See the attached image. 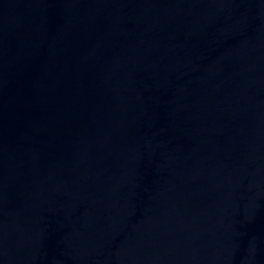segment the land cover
Returning <instances> with one entry per match:
<instances>
[{"label":"water","instance_id":"water-1","mask_svg":"<svg viewBox=\"0 0 264 264\" xmlns=\"http://www.w3.org/2000/svg\"><path fill=\"white\" fill-rule=\"evenodd\" d=\"M0 264H264V0H0Z\"/></svg>","mask_w":264,"mask_h":264}]
</instances>
